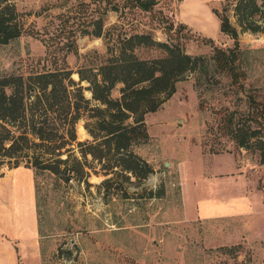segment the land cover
Listing matches in <instances>:
<instances>
[{
	"label": "rangeland",
	"instance_id": "374dc122",
	"mask_svg": "<svg viewBox=\"0 0 264 264\" xmlns=\"http://www.w3.org/2000/svg\"><path fill=\"white\" fill-rule=\"evenodd\" d=\"M147 1L148 10L134 0H12L21 35L0 45V71L27 76L68 68L91 99L88 83L80 82L76 71L97 69L117 55L122 38L142 35L145 42H133V52L142 59L165 55L157 41L208 58L214 45L233 46L220 33L212 8H224L236 24V0L209 3L198 23L208 33L179 26L181 0ZM258 3L264 11V0ZM255 19L257 32L237 27L244 89L238 90L227 76L189 72L157 110L145 114L148 139L133 147L153 170L144 181L105 173L88 156L90 169L84 170L89 176L78 181L70 175L65 182L63 172H42L36 193L32 169L20 164L12 172L0 166L5 197L14 188L20 211L30 212L35 204L41 264H264V164L258 150L240 148L230 130L248 120L247 91L264 96V20L262 15ZM99 22L101 35L95 36ZM120 86L112 97L120 95ZM92 120L82 113L75 124L77 141L92 140L85 128ZM71 149L83 162L78 146ZM68 166L79 171L73 157ZM219 173L217 179H204ZM109 178L117 189L102 184ZM245 196L249 213L241 210ZM198 205L200 218L207 213L228 218L200 219L195 215Z\"/></svg>",
	"mask_w": 264,
	"mask_h": 264
},
{
	"label": "trees",
	"instance_id": "16d2710c",
	"mask_svg": "<svg viewBox=\"0 0 264 264\" xmlns=\"http://www.w3.org/2000/svg\"><path fill=\"white\" fill-rule=\"evenodd\" d=\"M134 1L142 9L150 8L147 0ZM212 10L220 33L233 40L232 47L214 45L208 58L191 56L172 44L157 41L155 44L165 50V55L142 59L133 52L135 39L137 43L145 42L142 35L122 38L117 55L109 57L97 69L76 71L79 81L88 83L91 99L85 97L83 87L71 77L72 70L68 68H51L27 76L0 71V166L6 165L12 170L23 164L32 169L36 193V178L42 172L53 175L63 172L65 182L71 180L70 175L78 181L89 176L84 170L90 169L88 156L105 173L126 179L133 177L139 183L144 181L153 170L133 147L148 139L145 114L157 110L175 92L178 81L189 72L196 73V77L222 75L229 77L238 90L244 89L245 73L239 66L241 50L237 27L241 31H259L255 16L262 15L264 20L263 6L258 0H236L233 5L236 24L231 22L224 8ZM179 26L187 28L184 23ZM101 30L99 22L94 35L100 36ZM20 35L14 3L0 0V45ZM204 39L213 42V39ZM118 84L121 85L120 95L114 98L111 91ZM196 86H199L197 81ZM246 95L248 120L232 125L231 134L240 148L254 146L260 163L264 164V96L259 98V93L253 89ZM84 112L93 119L85 125L92 140L77 141L75 124ZM73 144L78 146L83 162L71 153ZM64 153L67 157L62 159ZM72 157L79 171L68 166ZM102 184L111 190L119 187L111 178ZM155 197L159 195L151 196Z\"/></svg>",
	"mask_w": 264,
	"mask_h": 264
},
{
	"label": "crops",
	"instance_id": "0c3cea01",
	"mask_svg": "<svg viewBox=\"0 0 264 264\" xmlns=\"http://www.w3.org/2000/svg\"><path fill=\"white\" fill-rule=\"evenodd\" d=\"M212 0H181L178 6V20L181 23L192 27L202 33H208L204 24H198L204 21L205 12L208 11L209 3ZM216 157V156H215ZM15 172V169L12 170ZM219 174H214L212 177L204 178L205 180L217 179ZM241 176V175H236ZM11 176L4 178L7 181ZM15 190L11 188L7 197L4 191H0V264H41V242L42 238L38 233V222L35 204L30 212L20 211L16 205ZM245 206H241L242 211L251 212L250 203L247 196ZM225 201L224 199L222 202ZM6 202V204L4 203ZM242 202V201H241ZM185 207L186 201L184 200ZM224 204V203H223ZM195 215L199 216L200 205L196 207ZM21 213V217L19 216ZM254 213V212H253ZM208 214V213H207ZM205 215L200 219H218L228 218L224 215L211 216Z\"/></svg>",
	"mask_w": 264,
	"mask_h": 264
}]
</instances>
